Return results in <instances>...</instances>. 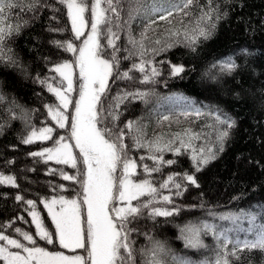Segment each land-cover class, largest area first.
Returning <instances> with one entry per match:
<instances>
[{"label":"trees","instance_id":"1","mask_svg":"<svg viewBox=\"0 0 264 264\" xmlns=\"http://www.w3.org/2000/svg\"><path fill=\"white\" fill-rule=\"evenodd\" d=\"M11 2L16 7L5 6L2 18L6 30L11 26V33L0 45V95L5 98L0 103V174L14 177L16 186L0 184V234L26 247L76 253L86 259V248L69 250L57 242L55 227L44 204L61 198L76 201L84 226L85 168L72 139V112L82 85L76 61L84 34L79 39L75 37L66 6L59 0ZM85 3L89 5L84 14L88 29L93 0ZM177 5L182 7L183 0H118L115 6L119 21L109 12L112 22L100 25L98 54L113 62L114 67L98 104L104 111L96 126L106 139L117 143L123 132L125 148L117 166L133 160L136 167L131 180H147L156 189L155 193L131 201L133 206L152 202L139 216L130 218L127 225L135 229L130 241L136 249V264H145L148 259L140 254L141 249L151 247L148 237L164 242L169 250L163 256L166 264H177L178 260L187 264H216L224 256L222 240H217L212 232L202 233V246L188 247L181 235L182 228L214 225L217 234L224 233L233 242L228 245L230 250L236 240L252 238V233L247 231L246 216L242 214H254L257 226L264 223V0H194L183 11H176ZM101 6L106 8L107 4ZM167 10L172 15L160 19L167 15ZM109 27L119 37L114 41L118 49L115 53L108 45ZM202 30L206 35H201ZM57 42H71L76 51L68 52L58 47ZM229 58L236 65L232 71L223 67ZM142 61L143 72L133 68ZM64 63L72 66V90L68 93L67 109H61L66 120L60 128L45 106L59 105L55 95L48 91V84L65 88V80L53 71ZM173 65H182L185 71L173 76ZM153 68L159 75L152 76ZM124 72L130 78H123ZM145 75L150 80L142 83ZM41 80L46 83H40ZM137 92L148 95L143 99L127 95ZM196 108L202 113L199 118L181 115ZM217 114L229 117L234 126L227 128L217 123ZM164 116L169 119L164 120ZM130 121L136 122L133 130L126 127ZM45 127L52 129L50 139L22 142L33 129ZM136 128L142 129L139 145ZM185 130L199 138L191 139V146L181 148V154L176 155L167 146L180 147L177 134L188 141ZM224 130L228 136L221 141L218 136ZM61 138L63 143L71 145L75 166L48 160L47 156L31 155L57 147L56 142ZM156 144L164 150L157 151ZM193 149L198 156L203 150V155L211 157L199 171L192 159ZM152 156L175 163H158ZM145 167L150 171L146 172ZM157 168L158 171H151ZM64 175L73 179L65 180ZM186 175H192L196 184L188 182ZM169 176L173 181L161 187ZM176 184L180 185L179 189ZM18 195L22 197L19 201ZM164 196L170 202L164 201ZM29 200L34 202V208L26 203ZM108 207L114 208V202ZM152 208L173 214L151 217ZM33 210L43 228L53 236L54 243L49 244L36 235ZM17 229L32 235L35 244L24 240ZM0 247L23 252L5 241H0ZM237 256L229 255V264H264V249H246Z\"/></svg>","mask_w":264,"mask_h":264},{"label":"snow or ice","instance_id":"2","mask_svg":"<svg viewBox=\"0 0 264 264\" xmlns=\"http://www.w3.org/2000/svg\"><path fill=\"white\" fill-rule=\"evenodd\" d=\"M59 2L66 6L67 15L71 22L72 31L75 37L79 39L82 35V29L85 26V12L88 10L89 5L85 3V0H59ZM107 4L104 8L101 5ZM118 0H94L90 6L91 10V33L84 41L82 47L79 48V57L77 58V64L80 69V76L84 83L80 87V98L75 102V115L72 117V137L75 139L76 147L79 149L80 154L83 156V163L87 167L86 180L84 181V203L87 205V236L86 241L82 235L79 220V209L76 201H65L63 198L60 200L53 199L50 202H44L45 207L48 209L49 215L52 216V220L56 227L55 237L59 240V244L68 249L86 248L87 258L79 255L74 257L65 256L61 253H50L41 247H26L16 239H10L6 235L0 234V241H5L8 246L16 249H22L26 255H20L19 253L9 252L7 247H0V259L5 261V264H136V249H134L132 242L130 241V235L135 229H129L127 225L131 223V219L136 218L141 214L142 209H147L151 205V201L144 203L140 206H133L131 201L138 199L140 196L146 193H155L156 189L151 186L149 181L145 180L141 183H134L128 179V177L134 173L135 163L126 160L123 165V177L120 179V191L119 200L126 202V206L119 208L109 209V202L113 199V173L116 171L117 162L121 159L120 153L124 150L123 144V132L119 134L117 140L119 143L109 141L105 138L101 129L97 128L98 118L104 111L102 107L98 108L101 96L104 94L108 78L112 75L114 63L105 59H102L98 54L99 49V36L101 35L100 25L110 24L112 17L107 13L115 14L116 20L119 21V12L115 6ZM194 3V0H183L182 7L174 6L176 11H183L190 8ZM5 6L8 8H14L16 5L11 0H0V45L3 44L7 35L11 33V26L6 27L3 25V17L5 13ZM154 11H162L161 9H154ZM172 11L167 10V15L160 16V19H166L167 16H171ZM187 15V12H185ZM154 22V21H153ZM117 26H119L117 24ZM109 35L108 45L113 48V52L118 51L116 49L114 41L119 39L117 34L112 31L111 27L108 29ZM201 35H206L202 30ZM146 38V37H145ZM133 44L137 42L135 40L130 41ZM57 46L64 48L68 52H75L71 42L59 43ZM143 47L142 43L140 45ZM128 57H125L127 59ZM7 59V58H5ZM116 60L113 55V61ZM223 67L228 71H232L236 65L229 58L223 62ZM71 65L64 63L57 65L53 71L58 73L63 80L67 81L66 89H59L48 84V91L53 93L59 105L45 107L48 109V114L56 122V124L63 128L65 126L66 117L61 109H67L70 100L68 93L72 90V79L70 73ZM133 68L143 72L144 62L139 65L134 64ZM185 69L182 65H173L171 68V74L177 76L184 72ZM159 73L155 68L152 69V76H157ZM123 78H130L128 72L123 73ZM150 77L145 75L142 83L149 82ZM40 83H46L45 80H41ZM136 98L143 99L148 93H134L127 94ZM4 97L0 95V103L4 102ZM119 99V98H117ZM118 107V105H117ZM181 115L188 117L195 115L199 118L202 113L199 108L193 111L182 112ZM15 118V116H13ZM118 116H113V119H117ZM164 120H168V116L163 117ZM217 123L226 125L227 128L234 126V121L224 114H217L215 116ZM136 122L130 121L126 127L130 130L134 129ZM138 135L135 137L136 143L139 145L142 138V129L136 128ZM51 128H42L39 130L33 129L29 135L22 140L25 144L33 143L34 140H47L51 138ZM184 136L189 137L188 141L180 138V134H177V138L180 139V147L171 148L167 146L174 154L180 155L181 148L187 149L191 146V139H198V136H194L190 130H185ZM228 136V131L224 130L219 133L218 139L221 141ZM57 141V147L48 148L42 152L31 153L33 156H47L48 160H55L57 163L71 164L75 166V159L73 158L70 147L68 144ZM171 144V142H170ZM152 147L153 145H149ZM157 151H163L158 144L155 145ZM193 161L196 164L197 171L200 170V166L206 164L209 156L203 155V150L199 156L193 149ZM151 159L158 163L163 162L168 165L175 163L173 160L162 161V158L152 156ZM159 169H152L151 171H158ZM145 171H150L145 167ZM65 180L73 179V177L64 175ZM186 180L191 184H196V180L192 175H186ZM173 181V177L169 176L168 181L161 185V187H167L168 183ZM0 184H6L15 187L16 182L12 176L0 175ZM177 189L180 188L179 184L175 185ZM179 194V193H177ZM19 201L21 196H17ZM164 201H169L168 196L163 197ZM26 203L34 208V202L29 200ZM60 204L59 211L55 210V205ZM113 213L115 219L113 217ZM171 211L162 210L160 208H152L149 212V216H171ZM246 216L249 224L247 231L252 233L251 239L236 240L233 247L229 250L228 245L233 243L227 239L224 233L217 234V229L214 225L202 224L200 226L187 225L181 229V235L185 240L188 247H201L200 240L201 234H207L212 232L217 240H222L224 256L218 258L216 264H229L227 257L237 256L238 252H242L246 249H264V223L259 226L256 225V217L252 213L242 214ZM32 222L36 226V235L41 239L46 240L47 243H54L53 236H51L42 226L39 215L33 210L31 212ZM222 219H232V217H222ZM235 219H240L236 217ZM20 233V230H16ZM23 239L29 243L35 244L33 236L28 233H20ZM151 247L140 250L142 256H147L148 259L145 264H166L163 256L167 255L169 250L166 248L164 242L154 240L152 237H148ZM237 258H239L237 256ZM177 264H187L183 260H178Z\"/></svg>","mask_w":264,"mask_h":264},{"label":"rangeland","instance_id":"3","mask_svg":"<svg viewBox=\"0 0 264 264\" xmlns=\"http://www.w3.org/2000/svg\"><path fill=\"white\" fill-rule=\"evenodd\" d=\"M93 2H94V0H93ZM70 24H71V22H70ZM82 32H83V34H84V40H83V43H82V45H81V47L83 46V44H84V41L88 38V35L91 33V25L90 26H88V29H87V27H86V24H85V26L83 27V29H82ZM79 57V53H78V56H77V58ZM102 58V57H101ZM103 59V58H102ZM76 63H77V61H76ZM77 68H78V71H79V74H80V69H79V66H78V64H77ZM70 73H71V79H72V73H73V70H72V66H71V68H70ZM65 83H66V86H65V88L64 89H66L67 88V81H65ZM84 83V81H83V79H82V84ZM69 97V96H68ZM79 98H80V95H79V97H78V99L77 100H79ZM75 115V107H74V109H73V112H72V117ZM72 139H73V142H74V144L76 145V142H75V139L72 137ZM66 144H68L69 145V147H70V151H71V154H72V156H73V153H72V149H71V145L68 143V142H65ZM79 150V149H78ZM80 152V151H79ZM81 157H82V160H83V156L81 155ZM130 161H132L133 162V160H130ZM124 165V164H123ZM123 165H122V167H118L117 166V168H116V171L113 173V189H112V194H113V199L109 202V205L111 204V203H113L114 202V207L115 208H119V207H123V206H126V202H124V201H120L119 200V191H120V179L123 177ZM84 168H85V180H86V171H87V167H86V165L84 164ZM1 175V174H0ZM3 176H8V175H3ZM128 179L129 180H131V175L128 177ZM132 181V180H131ZM132 182H134V181H132ZM134 183H141L140 181H137V182H134ZM84 198H85V193H84ZM52 201V200H51ZM48 202H50V201H48ZM108 205V206H109ZM60 208H61V205L60 204H57V205H55V210L56 211H59L60 210ZM47 209V208H46ZM47 212H48V209H47ZM85 214H86V218L84 219V221H83V223H84V226H83V224H82V222H81V219H82V217H80V214H79V220H80V227H81V230H82V235L84 236V238H85V240H86V236H87V205L85 204ZM114 214V213H113ZM48 215H49V212H48ZM50 216V218H51V220H52V216L51 215H49ZM52 222H53V220H52ZM53 225H54V227H55V224H54V222H53ZM55 231H56V227H55ZM57 242L59 243V240L57 239ZM66 249H68V248H66ZM56 250V249H55ZM69 250H73V249H69ZM46 251H48V250H46ZM9 252H12V251H9ZM48 252H50V253H61V254H63V255H65V256H69V257H74V256H77V254L76 253H68V252H65V251H61V250H56V251H48ZM13 253H18V252H13ZM20 255H26V253H24V252H22V253H19ZM2 262H3V264H5V261L2 259ZM89 264H90V262H89Z\"/></svg>","mask_w":264,"mask_h":264}]
</instances>
